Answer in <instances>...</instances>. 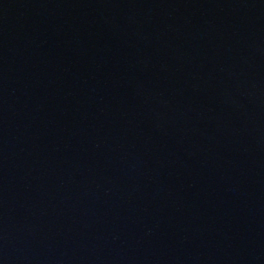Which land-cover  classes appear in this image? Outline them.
I'll return each instance as SVG.
<instances>
[{
	"label": "water",
	"instance_id": "water-1",
	"mask_svg": "<svg viewBox=\"0 0 264 264\" xmlns=\"http://www.w3.org/2000/svg\"><path fill=\"white\" fill-rule=\"evenodd\" d=\"M0 264H264V0H0Z\"/></svg>",
	"mask_w": 264,
	"mask_h": 264
}]
</instances>
